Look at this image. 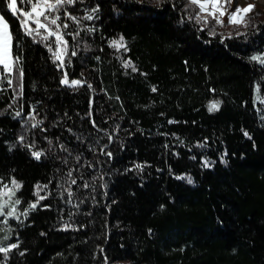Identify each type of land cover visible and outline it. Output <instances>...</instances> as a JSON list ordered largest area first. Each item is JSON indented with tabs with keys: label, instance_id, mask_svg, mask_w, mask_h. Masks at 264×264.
I'll return each instance as SVG.
<instances>
[{
	"label": "trees",
	"instance_id": "trees-1",
	"mask_svg": "<svg viewBox=\"0 0 264 264\" xmlns=\"http://www.w3.org/2000/svg\"><path fill=\"white\" fill-rule=\"evenodd\" d=\"M8 3L0 187L23 212L0 264H264L260 14L224 35L189 0H76L59 61Z\"/></svg>",
	"mask_w": 264,
	"mask_h": 264
},
{
	"label": "snow or ice",
	"instance_id": "snow-or-ice-1",
	"mask_svg": "<svg viewBox=\"0 0 264 264\" xmlns=\"http://www.w3.org/2000/svg\"><path fill=\"white\" fill-rule=\"evenodd\" d=\"M230 4L231 0H227ZM22 3H26L30 6V10L27 9H18L17 8V0H9L8 8L11 9L13 15H19L20 18V25L26 35H33L39 36L41 40L47 41L50 37H54V43L57 46L58 50H53L49 47V51L52 52L53 57L56 60L62 59V54L67 50V41L64 39V34L61 33L60 29H67L69 25L67 23H58L61 21V16L57 15L56 13H60V10L65 5H73L76 3V0H22ZM192 4H196L201 12H207L209 16H211L218 24H222L223 20L221 17L225 15L227 11L225 4L221 2V0H191ZM254 6L249 5L245 8L237 7L234 11L228 13V22L230 24H239L243 23L245 19V14L250 12ZM64 16L66 19L69 20H76L75 16H72L66 10L64 12ZM87 19H91V16H88ZM198 19L204 20L207 23V17H198ZM34 25V26H33ZM55 26V27H53ZM46 34L42 35V31ZM68 35H71L68 33ZM114 46L116 42H113ZM17 48L19 44L17 43ZM75 55V52H73ZM252 60H257L260 63H264V57L260 56H253L251 57ZM20 57L18 55H14L13 53V35L10 31L9 24L5 19V16L0 15V72H7L11 73L13 68L16 67L17 72L20 76L23 75L22 69L19 66ZM63 66V65H61ZM125 67H131L130 64H125ZM136 69L133 67V71ZM3 79L7 80L9 84L12 83L11 79L8 76H4ZM65 84H68L67 77L62 81ZM72 85L80 84V81L73 80L71 81ZM155 91V89H153ZM219 103L214 102L210 104L209 111L218 110ZM19 115V113H17ZM247 135V133H245ZM108 155H111L110 153ZM33 156L36 159H39L41 156L40 152H34ZM69 177H71L72 173L69 172ZM189 182L191 180L189 179ZM15 188H19L20 185L15 181L12 182ZM72 184L76 183L75 179L71 180ZM39 187V186H38ZM87 187V184H85ZM11 192V190H9ZM7 194V193H6ZM14 195V192H12ZM69 196H71V192H69ZM45 197H39V199H44ZM21 201L16 199L14 201V205H19ZM12 206L11 210L5 213L4 208L8 206L7 202L5 204L0 205V216H15L16 215V208ZM36 204L33 203L30 205V209H35ZM26 215V213H24ZM7 221H5L6 223ZM12 248L17 247V245L13 244ZM10 251L9 248H0V252L7 253Z\"/></svg>",
	"mask_w": 264,
	"mask_h": 264
},
{
	"label": "rangeland",
	"instance_id": "rangeland-1",
	"mask_svg": "<svg viewBox=\"0 0 264 264\" xmlns=\"http://www.w3.org/2000/svg\"><path fill=\"white\" fill-rule=\"evenodd\" d=\"M201 2H203V0H201ZM221 2L225 4L227 11L225 12V15L221 17V19L223 20V23L218 24L217 22L216 23L214 22V26H216L215 24H217L218 27H216V29L219 31H223L224 35H230V34L232 35L234 33L240 32L241 30L235 31V28L236 27L240 28L242 26L248 14H251V15L260 14L261 16L260 18L264 20V0H231L230 4L227 2V0H222ZM249 5H252L254 7L252 8L250 12L245 14V19L243 23L230 24L228 22V13L234 11L237 7L245 8V7H248ZM193 7H195V5H193ZM199 12L204 17H211L208 15L207 12H201L200 9H199ZM15 189L16 188L14 185L12 187H4V186L0 187V205L5 204V202H7L8 204V206L4 208L5 213L10 211L12 206L14 205V201L16 200V197L15 195L12 194V192H15ZM9 190H11V192ZM14 206L16 208L15 216H10V217L0 216V248H9L11 250L12 249L11 246L14 244L13 242H9L6 245H4L5 244L4 242L8 241L12 234L11 220L18 219L21 213L23 212L19 209V205H14ZM5 221L7 222L5 223ZM0 253H2L3 255H6L9 253V251L7 253H4V252H0Z\"/></svg>",
	"mask_w": 264,
	"mask_h": 264
},
{
	"label": "crops",
	"instance_id": "crops-1",
	"mask_svg": "<svg viewBox=\"0 0 264 264\" xmlns=\"http://www.w3.org/2000/svg\"><path fill=\"white\" fill-rule=\"evenodd\" d=\"M191 2V0H189ZM222 1V0H221ZM196 5V4H195Z\"/></svg>",
	"mask_w": 264,
	"mask_h": 264
},
{
	"label": "water",
	"instance_id": "water-1",
	"mask_svg": "<svg viewBox=\"0 0 264 264\" xmlns=\"http://www.w3.org/2000/svg\"><path fill=\"white\" fill-rule=\"evenodd\" d=\"M58 50V49H57ZM59 61H61V60H59Z\"/></svg>",
	"mask_w": 264,
	"mask_h": 264
}]
</instances>
